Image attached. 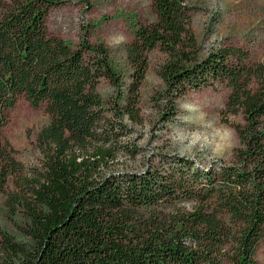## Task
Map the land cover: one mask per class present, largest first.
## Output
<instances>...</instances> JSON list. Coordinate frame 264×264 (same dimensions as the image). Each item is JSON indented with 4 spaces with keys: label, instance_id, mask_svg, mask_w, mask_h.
<instances>
[{
    "label": "trees",
    "instance_id": "16d2710c",
    "mask_svg": "<svg viewBox=\"0 0 264 264\" xmlns=\"http://www.w3.org/2000/svg\"><path fill=\"white\" fill-rule=\"evenodd\" d=\"M60 0H0V135L20 97L48 116L40 138L49 146L40 172L27 170L6 141L0 145V191L9 181L28 199V247L1 231L0 264H257L264 247V59L249 63L238 48L202 54L190 28L186 0H151L155 19L139 24L129 45L126 112L135 109L148 53L167 55L159 74L167 114L190 90L225 84L221 110L241 114L240 144L231 163L198 165L159 153L145 170L100 169L78 160L89 142L113 145L128 131L120 113L107 118L101 79L121 86L106 49L82 39L72 45L50 33L49 9ZM254 82L255 87L250 84ZM132 145L125 149L134 154ZM23 250L21 256L8 255Z\"/></svg>",
    "mask_w": 264,
    "mask_h": 264
},
{
    "label": "rangeland",
    "instance_id": "374dc122",
    "mask_svg": "<svg viewBox=\"0 0 264 264\" xmlns=\"http://www.w3.org/2000/svg\"><path fill=\"white\" fill-rule=\"evenodd\" d=\"M60 1L48 12L50 33L72 45L86 39L91 45L106 49L116 75L121 78V86L115 88L109 81L100 80L97 90L101 107L107 118L116 109L120 123L128 130L113 145L94 141L75 149L78 160L100 159L104 173L141 172L147 164L158 160L159 153L190 157L200 166L213 161L229 164L234 160L233 152L240 141L233 125L243 124L244 120L241 114L229 116V122L222 116L229 88L217 84L215 88L190 90L176 100L175 112L167 114V107L160 99L165 85L159 74L167 55L158 49L148 53V68L135 106L136 119L126 112L131 74L128 47L137 25L156 17L151 0ZM186 3L190 7V28L202 54L212 48L232 46L246 52L249 63L264 59V0H186ZM250 86L255 87V83ZM8 116L0 145L7 141L13 156L27 170L40 172L46 152L49 153V146L40 138L48 121L44 108L34 107L20 97ZM126 145L133 146L134 154L125 149ZM28 202L12 181L0 191V232L10 236L14 244L25 247L31 243L26 234L29 220L24 212ZM22 253L23 250L16 248L8 255L18 257ZM6 256V250L0 247V263ZM255 259L257 264H264L263 246L257 249Z\"/></svg>",
    "mask_w": 264,
    "mask_h": 264
}]
</instances>
